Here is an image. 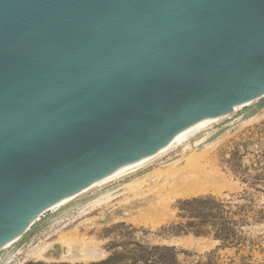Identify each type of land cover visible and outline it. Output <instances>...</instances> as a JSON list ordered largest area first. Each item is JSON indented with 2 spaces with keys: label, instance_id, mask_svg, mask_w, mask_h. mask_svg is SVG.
<instances>
[{
  "label": "water",
  "instance_id": "water-1",
  "mask_svg": "<svg viewBox=\"0 0 264 264\" xmlns=\"http://www.w3.org/2000/svg\"><path fill=\"white\" fill-rule=\"evenodd\" d=\"M260 100L264 0H0V251L51 207Z\"/></svg>",
  "mask_w": 264,
  "mask_h": 264
},
{
  "label": "rangeland",
  "instance_id": "rangeland-1",
  "mask_svg": "<svg viewBox=\"0 0 264 264\" xmlns=\"http://www.w3.org/2000/svg\"><path fill=\"white\" fill-rule=\"evenodd\" d=\"M242 117L233 114L215 125L209 132H221L216 142L194 148L201 153L200 167L220 179L217 192L174 197L164 186L158 175L176 163L187 167L192 154L177 146L131 176L44 213L0 252V264H264V111L256 121L242 122ZM105 191L112 200L87 207ZM66 238L84 252L95 245L102 256L94 262H47L32 255L59 248ZM7 253L10 262L4 261Z\"/></svg>",
  "mask_w": 264,
  "mask_h": 264
},
{
  "label": "bare ground",
  "instance_id": "bare-ground-1",
  "mask_svg": "<svg viewBox=\"0 0 264 264\" xmlns=\"http://www.w3.org/2000/svg\"><path fill=\"white\" fill-rule=\"evenodd\" d=\"M259 101L260 100H257V101H254L252 103H247L245 105H241L239 107H236L234 109V111L229 115H226L223 117H218V118L208 119L207 121L201 123L200 125L196 126L195 128H193L190 131H188L187 133H185L183 136L171 141L169 145H167L165 148H163L161 151H159L156 155L148 157V158H144L138 162H135V163L131 164L130 166L124 168L123 170L116 172V173L110 175L109 177H106L105 179L99 181V182L94 183L93 185H91L89 188H87L83 192L79 193L78 195L60 201L55 206L51 207L49 211L53 212V211H56L58 209H62L64 207L68 206L76 198H78V197H80V196H82V195H84V194H86V193H88L94 189L102 187V186L109 184L111 182H114L116 180H120L124 177H127L128 175L131 176V174L143 169L150 162H152L155 159L160 158L165 153H168L169 151L175 149L177 146L178 147H184L183 151H185V152L187 150H190L192 154L189 156V159L187 160V163H186L187 167L183 168L184 167L183 166L181 168H178L179 164L176 163V164L171 165L170 170L165 171L164 173L158 175V178H161L162 180H164V186L165 187L169 186V188L173 191L174 197H192V196H197L200 194L207 193L208 191L209 192L210 191L217 192L218 190H220V185H219L220 179L218 177L210 176L208 174L209 172H207L206 170H203L202 169L203 167L202 168L200 167L201 164L199 162V158L201 157V153H199L198 150H195L194 148L205 143V142H207V141H213V143H210V145L214 144L216 142V140L218 139V137L220 136L221 132L218 133V136H211L209 130H211L215 125L219 126L221 124L223 125V123L225 124V121L231 119L233 114L238 113V115L243 116L242 119L240 120L242 122L243 121H247V122L256 121L257 119H259L261 117L264 109L259 111L258 113H255L254 115H252L249 118H244V115H243L245 108L253 107ZM251 104H252V106H250ZM228 127H229V125L224 126V128L221 131H226L228 129ZM197 136L199 137L198 140L193 143L194 145H192L191 144L192 139L194 137H197ZM193 166L195 169L191 170V168H193ZM188 167L189 168L191 167V168L189 169ZM130 187L133 188L134 186L130 185ZM111 198H112L111 192L105 191L103 194H101L95 200H93L91 202L89 201L90 203L87 207H89V206L92 207V206L97 205V204L99 205V204H103V203L104 204L108 203V201L112 200ZM83 207H85V205ZM84 209H86V208H84ZM85 211H87V210H83L80 213L84 214ZM79 216H81V215H79ZM17 241L18 240L6 245L0 252H2L3 250H7L8 248L11 247V245L16 243ZM59 244L61 245V247H59V248H55V247L48 248L47 247V248L42 249L38 253H35L32 255H36L38 259H40L42 261H47V262H52V261H57V262L92 261V262H94V261H97L98 259H100V257L102 256L101 253L98 252L94 248L95 245L94 246L90 245L93 248H90V251H87V249H86L87 252L86 251L84 252V251H80L78 249L77 245H75L71 240H69V238H66V240L60 241ZM36 248H38V247H36ZM34 251H36V249ZM9 259H10V253H7L6 257L4 258V261H9Z\"/></svg>",
  "mask_w": 264,
  "mask_h": 264
}]
</instances>
